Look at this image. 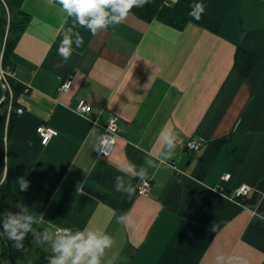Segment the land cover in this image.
<instances>
[{
    "label": "crops",
    "instance_id": "0c3cea01",
    "mask_svg": "<svg viewBox=\"0 0 264 264\" xmlns=\"http://www.w3.org/2000/svg\"><path fill=\"white\" fill-rule=\"evenodd\" d=\"M198 1L216 31L129 12L92 34L58 0L23 1L29 21L12 60L28 90L5 139V167L32 218L24 239L50 261L58 231L67 230L112 238L100 264H221L217 257L235 264L238 256L264 264L257 217L264 213V0ZM65 35L72 40L66 62L58 54ZM239 46L250 54L246 75L235 67ZM81 100L92 108L88 116L77 111ZM110 118L115 148L101 156L98 137ZM41 125L58 132L46 145ZM168 131L183 145L170 150L161 137ZM189 140L199 149L190 151ZM141 169L150 177L147 195L139 192ZM21 176L30 182L25 192ZM118 176L136 188L131 198L116 192ZM241 185L250 188L244 200L233 196ZM123 213L133 223H118Z\"/></svg>",
    "mask_w": 264,
    "mask_h": 264
},
{
    "label": "trees",
    "instance_id": "16d2710c",
    "mask_svg": "<svg viewBox=\"0 0 264 264\" xmlns=\"http://www.w3.org/2000/svg\"><path fill=\"white\" fill-rule=\"evenodd\" d=\"M24 0H0V53L3 54V64L14 67L12 60L15 45L26 27L29 16L22 9ZM198 0H178L174 4L167 5V0H149L143 7H133L130 12L138 17L152 21L154 19L176 28L182 29L188 22H194L202 27L216 31V23L201 13V18L196 20L190 13L196 10ZM250 54L242 47H238L235 55V67L246 75L247 71L242 68L243 60L249 58ZM10 85L13 92L12 110L7 117L9 103L8 94L0 105V264H11L8 244L14 258V264H48L50 254L34 251L29 242L25 239L19 243L24 245L20 250L13 247V242L3 235L4 224L9 222L11 216L22 218L27 217L20 206L19 196L14 192L10 177L5 167V139L10 135L16 126L19 116L15 113L20 107L18 97L25 91V86L17 80L10 78ZM26 219H22L25 223Z\"/></svg>",
    "mask_w": 264,
    "mask_h": 264
},
{
    "label": "clouds",
    "instance_id": "9594fccd",
    "mask_svg": "<svg viewBox=\"0 0 264 264\" xmlns=\"http://www.w3.org/2000/svg\"><path fill=\"white\" fill-rule=\"evenodd\" d=\"M62 9L67 12L68 16H75L76 22L81 27H87L91 30L92 34H96L97 30L106 28L108 23H121L128 15L133 7H143L149 3V0H58ZM175 2V0H174ZM106 9L111 10V15ZM203 12V5H197L196 10L190 13L196 20L201 18ZM71 32V29H69ZM76 45L80 47L83 43V38L76 34ZM71 37L65 35L58 49V54L63 57L66 62L71 56ZM161 137L170 150L177 146L179 137L177 134L168 131L162 132ZM103 144H107L108 140H103ZM99 151V150H98ZM106 155V153H105ZM134 169H129L133 171ZM137 175L141 181L146 182L150 177L141 169ZM117 183L115 185L116 192L126 193L131 198L136 193V188L129 182L125 187L122 177H116ZM17 182L20 192H25L29 189L30 182L24 176L18 177ZM259 219L264 220V213L257 216ZM22 219H27L29 223H23ZM32 218L22 217L17 218L9 214V222L4 224L3 234L9 241L13 242V247L20 250L24 247L20 240H23L26 234L32 229L29 227ZM117 222L125 225L133 223V218L130 213H123L117 217ZM113 240L107 234H97L89 232L87 238L83 232H77L76 235H67L58 237L53 245V251L58 255L51 259L50 264H100V257L103 255L104 250L111 247ZM217 261L222 264L223 257H217ZM235 264H248V260L244 257H235Z\"/></svg>",
    "mask_w": 264,
    "mask_h": 264
},
{
    "label": "built area",
    "instance_id": "2783aa9c",
    "mask_svg": "<svg viewBox=\"0 0 264 264\" xmlns=\"http://www.w3.org/2000/svg\"><path fill=\"white\" fill-rule=\"evenodd\" d=\"M0 77L2 79V81L4 82L7 94H8V98H9V103H8V107H7V117H9V114L12 110V97H13V92L11 89V85H10V78L17 80L16 78V73H15V68L11 67V66H5L3 64V54L2 52L0 53ZM71 85V81L68 80L66 81L61 87L60 90L64 91L67 90ZM28 89L25 88V91H27ZM77 111L79 114L83 115V116H88L91 111L92 108L91 106L86 103L84 100H81L78 105H77ZM15 113L19 116L23 113V109L21 107L16 108ZM94 123H96V121H94ZM116 125H117V120L116 118H110L108 120L107 125L103 126L101 128V131L99 133V153L101 156H109L114 148H115V143H116V138H115V131H116ZM37 134L40 138V141L43 145H46L54 136H56L58 134V132L50 127L41 125L37 128ZM108 140L107 144H103V140ZM178 145H183L182 141H177ZM185 146L190 150H198L200 147V144L196 141V140H189L188 142L185 143ZM106 153V155H105ZM172 168H174V170L177 173H180V170L177 169L176 167V163L175 162H170L169 163ZM230 178V174H225L223 177V180H229ZM151 189V182L149 180H146V182L141 181L139 184V192L142 195H147L150 192ZM250 192V188L247 185H241L238 188H236L234 190V198L235 199H239V200H244L247 198V196L249 195ZM58 235L60 237H64L68 235V231L67 230H59L58 231Z\"/></svg>",
    "mask_w": 264,
    "mask_h": 264
},
{
    "label": "water",
    "instance_id": "95a60500",
    "mask_svg": "<svg viewBox=\"0 0 264 264\" xmlns=\"http://www.w3.org/2000/svg\"><path fill=\"white\" fill-rule=\"evenodd\" d=\"M6 94H7V91H6L4 82L2 81V79L0 77V105L5 100ZM8 248H9V257H10L11 264H14V258H13V254H12L11 247L9 244H8Z\"/></svg>",
    "mask_w": 264,
    "mask_h": 264
}]
</instances>
